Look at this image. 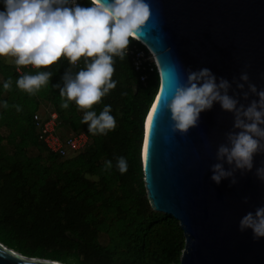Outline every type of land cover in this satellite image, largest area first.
I'll return each instance as SVG.
<instances>
[{
  "label": "trees",
  "instance_id": "16d2710c",
  "mask_svg": "<svg viewBox=\"0 0 264 264\" xmlns=\"http://www.w3.org/2000/svg\"><path fill=\"white\" fill-rule=\"evenodd\" d=\"M76 3L91 6V0ZM4 10L0 0V11ZM137 50L147 52L130 38L125 58L114 57L115 89L86 110L74 101L62 108L60 90L54 87L63 86L67 69L75 74L85 67L83 57L75 67L62 56L49 68L23 67L18 72L14 62L0 56V242L7 247L64 264L179 263L185 247L183 229L172 215L152 208L143 180L144 121L158 88V74L152 63V70L146 63L145 70L135 69ZM38 71L53 75L35 95L16 86L21 75ZM142 73L145 81H140ZM9 77L12 86L5 91ZM105 105L111 106L116 128L93 135L81 123L84 113L99 115ZM50 112L57 115L60 136L83 132L89 143L67 157L50 152L38 139L33 121L35 113L45 117ZM120 156L127 161L124 174L117 167ZM109 160L110 169L105 167ZM112 228L115 233L110 234Z\"/></svg>",
  "mask_w": 264,
  "mask_h": 264
},
{
  "label": "water",
  "instance_id": "95a60500",
  "mask_svg": "<svg viewBox=\"0 0 264 264\" xmlns=\"http://www.w3.org/2000/svg\"><path fill=\"white\" fill-rule=\"evenodd\" d=\"M146 2L151 15L137 39L153 51L165 74V90L162 93L155 63L158 88L144 121L143 180L152 208L172 215L183 229L185 247L175 264H264V237L256 240L251 229H239L246 213L264 206V181L255 175L264 153L254 156L251 171H236V184H231V178L217 184L211 179V166L219 162L216 153L227 144L226 134L239 131L233 127L234 113L214 102L200 113L198 126L181 134L173 132L166 107L175 84L186 83L189 70L202 68L210 69L217 83L221 77L231 83L228 94L238 100L237 106L247 107L258 99L248 84L264 89V0ZM243 72L248 82L240 80ZM237 83H244V88H237ZM244 92H249L247 99ZM160 95L150 128L147 117ZM224 167L231 166L225 163ZM67 235L75 238L70 232ZM0 264L64 263L27 257L0 242Z\"/></svg>",
  "mask_w": 264,
  "mask_h": 264
},
{
  "label": "clouds",
  "instance_id": "9594fccd",
  "mask_svg": "<svg viewBox=\"0 0 264 264\" xmlns=\"http://www.w3.org/2000/svg\"><path fill=\"white\" fill-rule=\"evenodd\" d=\"M3 2L5 10L0 11V56L14 57L18 71L20 66L28 65L37 69L49 68L62 56L67 58L70 66L75 67L81 57L84 58V68L75 74L67 69L62 76L63 86L54 85L60 90V106L64 109L72 101L79 109H91L115 89L117 82L112 79L114 57L125 58L130 38H138V33L151 15L146 0H91L89 7L80 6L76 0ZM69 4L72 6L69 7ZM52 75L50 71H38L35 75L25 73L16 80V86L35 95L49 84ZM240 80L249 81L247 72L241 74ZM160 83L163 93L164 72ZM11 86L9 77L3 88L8 91ZM236 86L243 89L245 85L237 83ZM230 88L231 83L223 77L217 83V77L208 68L189 70L187 82H177L174 94L166 102L174 122L172 130L181 134H187L190 128L198 126L200 113L211 109L214 102H219L223 110L234 113L233 127L239 131L226 134L227 144H221L217 149L219 162L211 166V179L217 184L225 178H231V184H236V171L242 174L251 171L254 156L264 153V89L257 90L255 84L249 83V91L258 99L245 107L243 104L237 106L238 100L228 94ZM248 95L249 92L243 93L245 99ZM156 101L147 117L151 124L161 95ZM3 106L8 108L7 101ZM16 110L21 111L19 105ZM110 113V105H105L99 115L95 111H85L81 123H86L88 132L93 135H106L116 128V119ZM225 163L231 167L225 169ZM105 167L110 169L112 161H106ZM117 167L121 174L127 171V161L123 156L117 157ZM255 175L264 181V162L256 168ZM239 229L241 232L251 229L256 240L264 237V206L258 207L254 213H246L239 222Z\"/></svg>",
  "mask_w": 264,
  "mask_h": 264
},
{
  "label": "built area",
  "instance_id": "2783aa9c",
  "mask_svg": "<svg viewBox=\"0 0 264 264\" xmlns=\"http://www.w3.org/2000/svg\"><path fill=\"white\" fill-rule=\"evenodd\" d=\"M147 50V49H146ZM132 53V51H130ZM133 62L135 69L137 71L145 70V66L148 65L149 69L152 70L153 66L155 67V61L153 55L150 53L149 50H137L134 52L133 55ZM146 63V65H145ZM152 63V67H151ZM24 68H34L31 65L28 66H20L19 71L22 72ZM156 68V67H155ZM146 75L144 73L140 76V81H145ZM57 115L55 112H50L48 116L43 117L39 113H35L33 115V121L35 127L37 129L38 139L43 142V144L47 147V149L60 156V157H67L71 154L79 152L82 148H84L89 143L88 136L83 133H70L67 136H60L56 132V125H57Z\"/></svg>",
  "mask_w": 264,
  "mask_h": 264
},
{
  "label": "rangeland",
  "instance_id": "374dc122",
  "mask_svg": "<svg viewBox=\"0 0 264 264\" xmlns=\"http://www.w3.org/2000/svg\"><path fill=\"white\" fill-rule=\"evenodd\" d=\"M4 57H5V56H4ZM5 58H6V60L9 61V62H14V60H15V58H14V57H11V56H7V57H5ZM109 233H110V234L115 233V229L112 228V229L110 230Z\"/></svg>",
  "mask_w": 264,
  "mask_h": 264
},
{
  "label": "bare ground",
  "instance_id": "6f19581e",
  "mask_svg": "<svg viewBox=\"0 0 264 264\" xmlns=\"http://www.w3.org/2000/svg\"><path fill=\"white\" fill-rule=\"evenodd\" d=\"M146 48H147V47H146ZM148 49H149V47H148ZM149 50H150V53L153 55V58H154V61H155V63H156L157 68H159V65H158L157 59H156V57H155L153 51H152L151 49H149ZM159 72H160V77H161V71H160V68H159ZM147 124H148V121H147ZM147 124H146V126H147Z\"/></svg>",
  "mask_w": 264,
  "mask_h": 264
},
{
  "label": "snow or ice",
  "instance_id": "6c2138e0",
  "mask_svg": "<svg viewBox=\"0 0 264 264\" xmlns=\"http://www.w3.org/2000/svg\"><path fill=\"white\" fill-rule=\"evenodd\" d=\"M149 123V126H150V128H151V126H152V124L150 123V122H148ZM147 150H148V144H147V142L145 143V152H147Z\"/></svg>",
  "mask_w": 264,
  "mask_h": 264
}]
</instances>
